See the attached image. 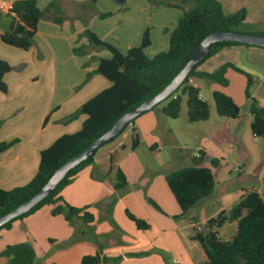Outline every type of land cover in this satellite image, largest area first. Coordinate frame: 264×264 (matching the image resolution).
<instances>
[{"label":"crops","instance_id":"crops-1","mask_svg":"<svg viewBox=\"0 0 264 264\" xmlns=\"http://www.w3.org/2000/svg\"><path fill=\"white\" fill-rule=\"evenodd\" d=\"M13 1L0 0V35L8 25L6 14ZM51 1L36 0L43 16L37 23L31 47L20 49L0 39V60L11 67L3 76L6 92L0 91V142L13 141L0 154V189L9 190L31 181L38 169L40 151L60 135L79 130L85 118L84 114L72 119H67L68 116L110 86V81L94 70L99 58H109L111 54L107 49L93 46L84 34L86 29L122 53L138 46L147 31L149 44L143 51L152 57L167 50L171 31L183 10L189 7L188 4L178 7L180 0H93L92 3L54 0L50 5ZM219 1L225 13L246 8L243 27L256 26V31H264V21L251 20L244 4L233 7L236 6L233 1ZM224 3L231 7H224ZM225 63L241 70L228 67L225 85L190 78L202 99L208 102L210 114L207 120L182 127L185 139L191 137L197 146L196 153L186 157L185 164L178 168L191 165L199 151L203 152L201 166L210 167L211 159L218 160L211 168L213 191L190 209L189 216L195 218L194 222L189 216L180 215L165 182L166 172L158 171L155 175L157 171L142 163L138 155L142 139L157 154L154 167L170 165L161 157L160 150L165 139L178 146L184 143L178 140L170 121L178 119L183 111L171 119L151 109L128 124L121 132L122 137L97 149L92 161L61 189L62 200L92 213V222L85 223L79 217L67 221L63 215L50 213L52 204L44 205L13 221L10 228L0 230V251L9 244L28 241L35 251L33 264H81L82 256L96 253L107 264H114L118 260L115 256L124 252L134 257L124 260L141 264H167V261L177 264V257L182 264L203 262V249L190 238L195 227L202 228L209 218L228 210L249 189H255L264 201V137H257L251 131L252 117L245 96L247 73L253 79L249 88L251 96L264 106V47H224L197 70L213 72ZM214 90L233 99L241 110L238 117H222L213 111ZM134 130L139 135V144L132 149ZM149 168L151 175L147 174ZM118 169L127 181L121 189L114 188ZM126 210L144 220L148 227L138 229ZM236 225L232 221L219 227V238L229 240L236 232ZM57 243L64 246L53 249ZM0 264H6L4 257H0Z\"/></svg>","mask_w":264,"mask_h":264},{"label":"trees","instance_id":"trees-1","mask_svg":"<svg viewBox=\"0 0 264 264\" xmlns=\"http://www.w3.org/2000/svg\"><path fill=\"white\" fill-rule=\"evenodd\" d=\"M53 3L54 0L50 5ZM185 4L189 7L183 10V14L171 31L167 50L152 57H148L143 51L149 44L147 31L144 32L141 43L130 47L125 53L100 40L88 29L84 31L93 46L110 52L109 58L98 59L94 72L109 80L111 84L86 100L68 116L67 119H72L78 114H84L85 118L79 130L60 135L47 148L40 151L38 169L31 181L9 190L0 189V215L34 194L61 163L96 139L119 115L166 85L209 32L248 31L243 29L246 18L244 7L225 13L219 0H180L177 6L183 8ZM42 16L43 11L37 6L36 0H14L6 14L8 25L0 35L1 41L6 45L28 49L33 44L36 26ZM256 32L264 34V31ZM234 45L247 44L215 42L211 45L209 57L224 47ZM198 66L191 71L174 93L152 109L163 116L175 119L180 114L182 97L185 96L188 122L207 120L210 114L209 104L202 99L199 88L190 82V78H204L225 85L227 84L225 71L228 67L241 70L230 63L221 65L213 72L198 71ZM10 68L5 61L0 60L1 92H6L7 87L3 76ZM89 75L90 73L87 77ZM246 76L245 96L249 100V113L252 117L250 128L253 135L264 137V106L251 96L249 88L253 79L247 73ZM211 96L218 116L236 118L240 115L239 106L230 96L217 90H214ZM46 120L47 117L44 121ZM12 143L13 141L0 142V154ZM138 144L139 135L134 130L131 136V148H136ZM92 159L93 156L73 168L49 196L27 213L4 224L0 230L10 228L13 221L22 219L49 204L53 205L50 211L52 215H63L67 221L73 217H79L85 223L92 222V213L67 204L59 196L61 189ZM202 160L203 152L199 151L198 155L192 158L191 165L165 173V182L175 198L181 216H189L190 209L213 191L215 182L211 168L218 164V160L211 159L210 167L201 166ZM126 183L124 174L118 169L114 188L121 189ZM58 201L61 203H57ZM125 212L138 229L148 227L144 220L136 218L128 210ZM189 219L195 221L193 216H189ZM232 221L237 224L235 234L229 240H222L218 236L217 229ZM190 238L197 241L205 253V260L199 264H264V201L255 189H249L228 210H222L209 218L201 229L195 227ZM0 257L6 259V264H33L35 251L30 242H19L5 246L0 251ZM81 264H107V262L96 253L82 256Z\"/></svg>","mask_w":264,"mask_h":264},{"label":"water","instance_id":"water-1","mask_svg":"<svg viewBox=\"0 0 264 264\" xmlns=\"http://www.w3.org/2000/svg\"><path fill=\"white\" fill-rule=\"evenodd\" d=\"M221 41L264 47V34L237 30H218L209 32L194 49L183 67L166 85L136 106L119 115L111 126L104 130L96 139L78 153L61 163L34 194L11 210L1 214L0 227L30 211L40 201L49 196L60 181L66 177L73 168L92 157L101 146L115 139L132 120L167 99L184 82L191 71L209 57L211 45ZM199 228L201 229L200 225Z\"/></svg>","mask_w":264,"mask_h":264},{"label":"rangeland","instance_id":"rangeland-1","mask_svg":"<svg viewBox=\"0 0 264 264\" xmlns=\"http://www.w3.org/2000/svg\"><path fill=\"white\" fill-rule=\"evenodd\" d=\"M232 1L234 3H236V6L233 5V7H237V6H239V4H244V6L247 7L248 16L251 20L262 19L264 21V0H241L243 3H238L237 0H229V2H232ZM89 2L92 3V0H90ZM224 7H231V6L227 5V3H224ZM255 27L256 26L250 27V28L244 27L243 29H246V30L252 31V32H256L257 29ZM211 106H212V109L214 111L215 106H214V102L212 99H211ZM181 110L183 111L182 114L180 113L181 116H179L178 119L173 120V122H172V120H170V121H171V123H173L172 126H174V133L177 136L178 140L184 142L185 144L182 143L180 146H178V145L174 144L172 142V140L165 139L164 144L162 146V149L160 150L161 157L166 162H169L170 165L168 164L167 166H164L165 168L163 166L159 167V168H157L158 166L154 167L156 164L155 158H156L157 154L152 152L150 145H148L146 141H142V139H141V145H140V148L138 150L139 159H141L142 163L149 165V167L152 168V171L155 169L157 171L156 173H154L155 175L158 174V171L159 172L163 171V172L167 173L169 171H172L173 168L177 169L182 164H185L183 162H184V160H186V157L196 153L195 147L197 146V144H196L195 140L192 139L191 137H190V139H185V132H183V131L181 132V130L183 129L182 127H184V125L186 123H190L187 120V106H186V97L185 96L182 97ZM181 110H180V112H181ZM118 137L119 138L122 137V133L119 134L115 139H119ZM169 166H172L173 168H171ZM150 172H151V169L149 168L147 170V174L151 175ZM233 175H235V174L233 173ZM68 245L65 244V246H68ZM63 246H60L57 243V245H55V247L53 249L62 248ZM51 252H54V251H51ZM115 257H118V260L114 264H141L139 261L134 262L132 260H130V261L124 260V259H134L133 255L129 252L121 253ZM177 260H178L177 264H182V263H180V258L177 257ZM166 263L172 264V262H170V261H167Z\"/></svg>","mask_w":264,"mask_h":264}]
</instances>
